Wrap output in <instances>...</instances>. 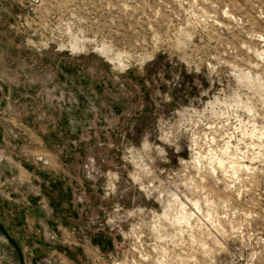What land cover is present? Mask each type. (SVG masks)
Here are the masks:
<instances>
[{"label": "rangeland", "instance_id": "obj_1", "mask_svg": "<svg viewBox=\"0 0 264 264\" xmlns=\"http://www.w3.org/2000/svg\"><path fill=\"white\" fill-rule=\"evenodd\" d=\"M110 4L0 12V264H264V0Z\"/></svg>", "mask_w": 264, "mask_h": 264}, {"label": "built area", "instance_id": "obj_2", "mask_svg": "<svg viewBox=\"0 0 264 264\" xmlns=\"http://www.w3.org/2000/svg\"><path fill=\"white\" fill-rule=\"evenodd\" d=\"M110 7V0H0V12L11 18L9 27L19 31L25 44L38 46L100 43L87 30L106 26L96 13L104 16ZM62 28L71 29L69 37Z\"/></svg>", "mask_w": 264, "mask_h": 264}, {"label": "water", "instance_id": "obj_3", "mask_svg": "<svg viewBox=\"0 0 264 264\" xmlns=\"http://www.w3.org/2000/svg\"><path fill=\"white\" fill-rule=\"evenodd\" d=\"M0 100H1V92H0ZM38 263L39 264H47V263H49V261H47V260H41Z\"/></svg>", "mask_w": 264, "mask_h": 264}, {"label": "crops", "instance_id": "obj_4", "mask_svg": "<svg viewBox=\"0 0 264 264\" xmlns=\"http://www.w3.org/2000/svg\"><path fill=\"white\" fill-rule=\"evenodd\" d=\"M1 237H2V236H0V241H2ZM12 247H13V246H12ZM46 260H47V261H50L48 258H46Z\"/></svg>", "mask_w": 264, "mask_h": 264}]
</instances>
